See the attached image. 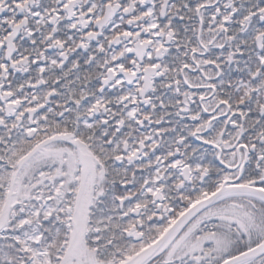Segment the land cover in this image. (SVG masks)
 <instances>
[{
	"label": "snow or ice",
	"instance_id": "1",
	"mask_svg": "<svg viewBox=\"0 0 264 264\" xmlns=\"http://www.w3.org/2000/svg\"><path fill=\"white\" fill-rule=\"evenodd\" d=\"M0 264H264V0H0Z\"/></svg>",
	"mask_w": 264,
	"mask_h": 264
}]
</instances>
